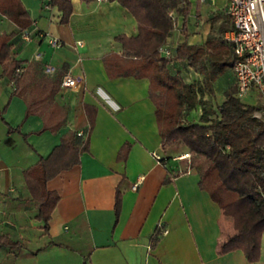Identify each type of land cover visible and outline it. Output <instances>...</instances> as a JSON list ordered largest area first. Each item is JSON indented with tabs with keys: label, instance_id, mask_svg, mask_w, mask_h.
<instances>
[{
	"label": "crops",
	"instance_id": "0c3cea01",
	"mask_svg": "<svg viewBox=\"0 0 264 264\" xmlns=\"http://www.w3.org/2000/svg\"><path fill=\"white\" fill-rule=\"evenodd\" d=\"M21 1L33 20L29 41L0 14V35L15 34L11 40L14 58L39 61L43 68H55L53 72L64 70L75 83L60 87L55 96V102L69 110L66 126L55 133L41 131V118L25 117L22 99L10 98L14 84L2 76L0 63V234L17 244L10 248L0 243V264H264V234L257 262L249 261L242 250L218 253V241L240 232L242 220L233 209H221L199 188V176L189 170L190 162L178 159L187 148L177 141L161 142L149 80L107 76L102 57L121 53L115 37L138 33L131 14L117 2L71 0L74 12L69 23L61 25L56 8H45L42 0ZM227 4L225 0L222 9L206 17L202 6L197 16L196 2H192L191 14L208 18L209 30L196 32L187 24L186 33L181 30L180 35L176 28L162 47L172 57L185 37L188 43L202 44L210 35L211 19L227 15ZM51 36L60 40L58 48L48 44ZM168 68L173 74L181 73L188 83L197 78L186 63L172 62ZM234 77L231 71L214 84L217 102L229 87L237 90ZM241 100L263 105L256 90ZM84 105L97 109L89 151L81 155L79 165L47 183L48 190L60 196L47 233L34 218L37 211L23 172L50 155L64 133L87 130ZM200 114L196 107L187 116L188 122L199 121ZM5 123L13 128L10 132ZM126 142L130 152L125 161H119L117 154ZM141 176L144 179L132 190ZM117 190L122 194V209L115 226ZM161 226L165 232L151 248V238Z\"/></svg>",
	"mask_w": 264,
	"mask_h": 264
},
{
	"label": "trees",
	"instance_id": "16d2710c",
	"mask_svg": "<svg viewBox=\"0 0 264 264\" xmlns=\"http://www.w3.org/2000/svg\"><path fill=\"white\" fill-rule=\"evenodd\" d=\"M89 4L92 0H81ZM117 2L136 20L138 33L128 37L118 35L115 42L121 53L108 52L102 57L105 72L110 79L132 77L149 80V98L155 108L158 132L166 145L180 142L190 155L189 170L194 171L198 185L221 209L231 208L242 219V230L220 239L217 251L224 255L242 250L251 262L261 255L264 234V120L253 117L261 107L243 103L237 90L229 87L223 100H216L214 84L232 71L235 56L233 47L223 39L224 32L232 28L227 16L211 20L210 35L202 44L188 43L187 37L176 45L172 57H162L159 48L167 43L178 24L186 33L191 16L190 0H107ZM45 8H56L61 25L69 23L73 7L71 0H42ZM199 16V0H196ZM0 14L19 27V33L28 30L33 20L21 0H0ZM219 22V23H218ZM218 23V24H217ZM15 34L0 35V63L2 76L11 81L10 96L22 99L26 105L25 117L41 118V131L55 133L65 125V106L55 102L65 71L44 72L39 61L16 60L12 54ZM186 63L195 73L188 83L181 73H171L172 62ZM200 107L199 121L188 122L187 116ZM88 128L81 134L68 131L50 155L23 172L24 183L36 208L35 220L43 223L48 233L49 220L60 196L47 188V183L64 171L79 165L81 155L89 151V135L96 110L84 105ZM6 124V123H5ZM7 125L8 132L13 128ZM131 145L127 142L119 149L117 160L125 161ZM121 193L114 196L115 226L119 223ZM164 227H159L151 238V248L160 240ZM16 246L6 234H0V243ZM2 244V245H3Z\"/></svg>",
	"mask_w": 264,
	"mask_h": 264
},
{
	"label": "built area",
	"instance_id": "2783aa9c",
	"mask_svg": "<svg viewBox=\"0 0 264 264\" xmlns=\"http://www.w3.org/2000/svg\"><path fill=\"white\" fill-rule=\"evenodd\" d=\"M94 1L102 3L105 0ZM200 1L205 2V0ZM227 5L226 14L232 20V28L224 32L223 39L233 47L236 62L233 64L232 72L235 75L236 96L243 99L251 90H256L263 105L261 110L254 112L253 117L264 120V0H228ZM21 36L25 41H29V29L23 30ZM48 40L52 48L60 46V40L52 36ZM79 45H81L80 41L77 43V46ZM159 50L164 57L171 56L170 50L165 47H160ZM44 69L46 74L55 71V68L50 66H44ZM61 82V88H70L75 83L68 73L63 76ZM152 157L157 162L161 161L156 153H152ZM178 159L189 162L190 155L183 153ZM142 179H144L142 176L139 177V180L133 184L132 190L137 188Z\"/></svg>",
	"mask_w": 264,
	"mask_h": 264
},
{
	"label": "rangeland",
	"instance_id": "374dc122",
	"mask_svg": "<svg viewBox=\"0 0 264 264\" xmlns=\"http://www.w3.org/2000/svg\"><path fill=\"white\" fill-rule=\"evenodd\" d=\"M192 2L195 5L196 0H192ZM224 4H225V0H210L207 3L206 2L202 3L200 6H202L203 15L207 17L206 14H208L210 11H214V12L219 11L225 6ZM206 17L202 19V15H200V17H197L195 13L191 14L192 21L188 23V27H190V30L193 28V30H195L196 32L201 31L203 33H206V31L209 30L208 27L209 20ZM177 29H179L180 35H182L179 24L177 26ZM240 220L242 219L240 218Z\"/></svg>",
	"mask_w": 264,
	"mask_h": 264
}]
</instances>
